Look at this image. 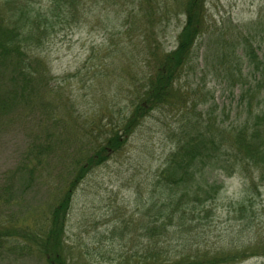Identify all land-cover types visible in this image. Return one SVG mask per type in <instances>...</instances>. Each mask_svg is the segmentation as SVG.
<instances>
[{
    "label": "rangeland",
    "instance_id": "1",
    "mask_svg": "<svg viewBox=\"0 0 264 264\" xmlns=\"http://www.w3.org/2000/svg\"><path fill=\"white\" fill-rule=\"evenodd\" d=\"M81 1L62 18L49 19L41 28L49 32L43 43L31 45L53 77L34 100L35 111L26 110L22 99L7 93L12 67L0 66V87L6 89L0 92V102L4 101L0 104V264H49L40 253L41 246L15 238L13 233L23 227L20 217L25 213H38L39 204L53 202L58 183L73 180L78 173L76 162L80 165L89 156L100 165L79 181L70 201L61 237L65 264H126V257L139 244L154 243V249L162 246L163 238H149L140 229L153 213L139 203L148 202L149 194L143 188L156 181L174 149L171 136H180L186 122L179 119L185 115L161 105L132 119L136 123L119 150L109 151L105 144L113 125L122 124L121 119L136 106L149 110L143 94L151 86L154 58L162 50H174L190 10L199 17L193 24L196 33L190 56L177 75L180 83L176 86L188 90L189 106H195L198 98L203 100L190 120L204 124L218 114L225 123H241L259 113L263 105L257 102L258 94L264 93V47L253 57L248 51L264 45V0ZM30 3L33 15L45 14L50 5L49 0ZM248 60L257 65L251 80L236 71L241 68L245 73L251 66ZM43 66L37 65V71L45 72ZM233 76L241 83L233 85ZM88 83L97 85L91 93L86 92ZM177 95L178 91H172L170 99L175 101ZM246 101L252 102L251 110ZM208 103L210 108L205 111ZM27 168L32 170L25 172ZM154 170L158 171L153 174ZM22 174L29 179L25 187L19 186ZM208 180L222 181L219 198L213 203L215 212L208 216L211 222L206 218L210 242L233 248L242 242L255 243L261 253L233 264H264V177L250 180L241 172L229 177L209 172ZM241 199H252L255 212L240 211L235 203ZM40 210L46 220V212ZM42 225L47 226L38 223V228ZM205 227L198 226L193 232L197 234L177 251L186 253L194 239L205 237L207 241ZM126 230L129 234L120 237ZM188 232L187 225L169 235L184 239Z\"/></svg>",
    "mask_w": 264,
    "mask_h": 264
},
{
    "label": "trees",
    "instance_id": "2",
    "mask_svg": "<svg viewBox=\"0 0 264 264\" xmlns=\"http://www.w3.org/2000/svg\"><path fill=\"white\" fill-rule=\"evenodd\" d=\"M80 3L83 4L81 0H49L50 5L45 14L36 10L38 14L36 12L33 15L30 13L33 10L30 0H0V66L11 64L9 66L12 68L7 74V93L22 99L28 111L36 110L33 106L34 100L40 96V91L48 86V78H53L43 66V58L36 57L31 45L36 43L40 47L43 38L49 34L43 33L41 28L47 26L52 18H62L61 16L71 12L74 6L78 8ZM198 17V13L190 10L174 50H162L155 56V66L152 68L154 75L149 79L151 86L143 94V100L150 106L149 110L136 106L133 112L121 119L122 124L113 125L110 135L106 137L105 145L108 150L116 151L125 144L136 123L132 119L140 118L161 105H169L175 112L185 115L179 119L180 122H186L181 126L180 136H171L174 139V149L166 157L163 167L156 168L160 169L156 181L143 188L149 194L148 202L139 203L143 210L153 213V218L140 229L149 238H163L162 246L159 244L155 251L154 243L152 246L141 243L126 257V264H233L261 253V247L255 243L246 245L242 242L236 247L237 250L230 246L218 245L217 241L210 242L212 234L206 230L210 228L206 218L209 220L208 216L215 212L213 203L219 198L222 188V181L208 180L209 172H222L227 177L241 172V176L250 180L255 176L259 179L264 177V93L258 94L261 99L257 104L263 103L258 107L259 113L252 118L247 117L244 122L225 123L224 117L218 114L205 119L204 124L198 120H190V114L197 110L199 102L203 100L198 98L194 101L195 106L193 103L189 106L191 97L188 90H179L176 86L180 83V77L177 75L190 56L191 38L196 33L193 24ZM263 47L262 43L251 48L248 56L253 57L255 52ZM10 54H13L12 58ZM248 62L251 66L245 73L241 68H236V71L243 79L251 80L257 65L252 60ZM37 65L38 68L43 66L45 72H38ZM261 70L264 76V58L261 61ZM231 80L233 85L241 83V79H235L234 76ZM96 86L94 83H88L89 91L86 92L91 93ZM172 91H178L176 102L170 99ZM0 92H6V89L0 87ZM245 92L247 94V91ZM3 103L4 101L0 102ZM46 103L47 100L44 99L43 104ZM208 105L209 103L205 105V111L210 108ZM245 105L247 110H251L253 106L250 101H246ZM102 151L103 148L100 147L99 152ZM79 163L76 162L75 172L78 173L74 174L73 180L58 183L53 202L39 204L40 209L46 212V220L40 209L38 213H25L26 216L20 217L24 228L20 227L13 233L15 238H23L34 246H41L43 252L40 253L49 264H65L61 237L65 232L70 201L79 181L92 167L100 165L92 156L85 157L84 162L80 165ZM31 170L32 168H27L25 172ZM158 170H154L153 174ZM28 184L29 179L22 174L19 186L25 187ZM137 187L141 189V193V182ZM252 203V199H241L235 205L240 211H251V215L255 212ZM245 207L248 210L244 209ZM142 215L147 216L146 213ZM194 221V225L190 223ZM43 222H46L47 226L38 228V223ZM29 223L36 226L28 225ZM206 224L208 225L205 227ZM187 225L188 237L173 239L172 235H169L177 228H185ZM198 226L205 227L207 241L205 237L202 240L194 239L186 253L178 252L177 248L184 241L197 234L193 232ZM165 229L166 236H163ZM123 234L127 235L129 231L120 232L119 236Z\"/></svg>",
    "mask_w": 264,
    "mask_h": 264
}]
</instances>
